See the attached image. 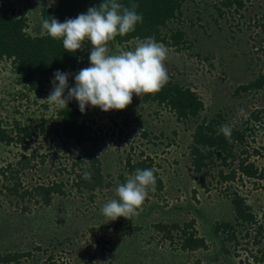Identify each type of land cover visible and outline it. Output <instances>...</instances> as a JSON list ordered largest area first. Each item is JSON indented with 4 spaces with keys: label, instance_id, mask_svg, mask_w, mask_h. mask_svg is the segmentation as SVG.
Listing matches in <instances>:
<instances>
[{
    "label": "rangeland",
    "instance_id": "obj_1",
    "mask_svg": "<svg viewBox=\"0 0 264 264\" xmlns=\"http://www.w3.org/2000/svg\"><path fill=\"white\" fill-rule=\"evenodd\" d=\"M56 1L0 0L12 7L15 15L26 17L25 29L31 35L46 33L40 10ZM223 1L185 0L164 28L166 33L169 29L184 32L186 43L179 50L167 47L165 64L170 79L191 87L202 100L204 108L197 118L184 122L169 109L134 94L124 110L105 112L87 107L81 119L94 141L63 143L52 133L48 138L33 135L24 145L0 144V167L11 163L18 169L15 163L22 154L30 157L29 166L19 171L26 187L51 181L66 184V194H52L50 204L44 205L28 196L20 201L8 196L2 183L10 180L4 182L0 176V255L24 253L17 262L0 264H259L264 249V114L260 113L258 122L251 113L264 109V89L237 88L264 74V0H241L239 8L234 3L227 7ZM138 42H109L110 54L132 50ZM90 47L80 67L66 72L70 86H75V74L90 66ZM16 79L13 64L0 59V121L13 129V134L14 120L38 131L39 117L57 108L46 101L52 82L42 93L25 94ZM69 103L79 107L75 99ZM217 113L224 117L222 125L254 127L247 131L246 142L235 149L257 167L260 178L242 176L243 180L219 182V161L207 172L193 170L191 133L202 117ZM141 151L153 158L163 188L155 196L149 194L138 215L130 220L120 217L110 221L101 209L109 200L118 199L116 189L122 184L118 175L125 172L126 157L136 160ZM85 155L99 159L109 186L91 191L72 185L74 174L80 172L79 166L72 164ZM223 169L229 171V167ZM234 190L251 206L255 215L251 223H236L231 203ZM190 220L195 233L204 238L205 248L183 250L178 236L164 239L153 227L156 222L183 224ZM221 222L232 226L235 239H227L221 230L215 232V225Z\"/></svg>",
    "mask_w": 264,
    "mask_h": 264
},
{
    "label": "trees",
    "instance_id": "obj_2",
    "mask_svg": "<svg viewBox=\"0 0 264 264\" xmlns=\"http://www.w3.org/2000/svg\"><path fill=\"white\" fill-rule=\"evenodd\" d=\"M121 2L125 5H130L132 2L137 3L139 5L137 11L143 15V23L138 24L134 32L124 36L118 35L110 41L111 43L120 45L133 39L141 41L146 37H155L157 42L163 43L166 47L173 46L178 50L183 48L186 43L184 32L179 29H169L170 32L166 33L164 28L171 19L177 16L185 0H121ZM101 3L102 0H57L55 4L41 8L40 16L42 20H50L51 17H54L60 22H64L68 18H76L79 14L86 13L90 7H98ZM233 3L236 8L242 7L241 0H224L222 2L227 7H230ZM217 10L219 14H222L220 8ZM26 27L27 19L24 15H15L12 7L0 2V59H5L13 64V71L17 78L16 82L23 90H26L25 94L26 92L39 94L52 82L54 73L57 70L71 72L78 69L80 67L79 63L87 56L91 44L86 40L83 50L70 53L64 49L62 40L53 39L47 32L31 35L26 31ZM262 88L264 89V74H260L254 80L240 85L237 90H258ZM142 99L151 103L155 102L169 109L176 115L177 119L184 122L197 118L204 108L202 100L191 87L182 85L172 79H169L160 91L154 94H143ZM43 107L48 108L46 105ZM260 113L264 114V109H257L252 112V119L260 122ZM81 117L82 112L79 107L68 103L67 108L60 109L57 107L52 113L49 112L39 117L36 121L38 131H34L28 125L21 124L18 120H14L13 127L16 131L13 134V129L8 130L0 121V144L9 145L18 142L24 145L33 135L39 134L44 138H48L52 133L56 138H61L63 143L69 142L74 145H82L87 141H94L95 138L90 134L88 125ZM223 119V115L217 113L211 118L202 117V120L196 123L191 133L192 143L189 145L193 170L202 172L219 161L221 166L217 172L219 182H234L236 179L241 180L242 176L247 177L248 180L260 178L262 175L257 167L252 162H247V157H241V154L235 149L236 145H242L246 142L247 131H253L254 127L246 126L241 129L230 127L232 131L229 139L220 131ZM48 122L53 126L46 127ZM241 152L246 151L241 149ZM143 154L141 151V157L136 160L129 156L126 157L123 167L125 172L118 175L122 183H125L127 177L134 174L136 169H156L153 158ZM235 161H237V166L232 167ZM41 162H43V159ZM15 164L18 169H14L11 163L0 167V176H2L4 182L10 180V183H2V186L8 196H16V201L28 196L29 199L49 205L52 194H66V184L64 182L51 181L47 184L36 183L31 187H26L19 179V171L23 170L25 166H29L30 157L22 154V158ZM72 165L79 166L80 172L74 174L72 179V185L77 189L92 191L109 186L110 181H105L101 163L97 157L91 158L87 155L77 157ZM73 166L72 172L75 173ZM224 167H229V171L226 172L223 169ZM85 171L91 173L90 180L83 178ZM155 175L157 178L156 190L154 192L149 191V194L153 196L157 195L163 188L157 170ZM14 178L17 179L11 182ZM200 178L203 180L204 176L201 175ZM231 203L237 224H248L253 221L255 215L251 212V206L245 202V199L237 190L232 192ZM153 227L164 239L173 240L175 236H178L181 240L180 247L183 250H196L207 246L204 238L195 233L193 220L183 224L156 222ZM227 227H229V230ZM231 228L232 226L228 222H221L215 225V232L221 230L227 235V239L233 240L235 239L234 229ZM174 230L176 231L175 235L172 233ZM21 256H24V253H5L0 255V263L17 262ZM259 261V264H264V249ZM46 264L55 263L47 262Z\"/></svg>",
    "mask_w": 264,
    "mask_h": 264
},
{
    "label": "clouds",
    "instance_id": "obj_3",
    "mask_svg": "<svg viewBox=\"0 0 264 264\" xmlns=\"http://www.w3.org/2000/svg\"><path fill=\"white\" fill-rule=\"evenodd\" d=\"M138 8L135 2L125 5L121 0H102L98 7H90L76 18L64 22L54 17L42 20V29L53 39L62 40L67 52L83 50L86 40L91 44L90 66L75 74V86L69 85V73H54L53 90L46 99L50 106L67 108L69 101L75 99L82 113L89 105L105 112L124 110L132 103L134 94H154L165 86L170 79L165 64L169 50L155 37L144 38L132 50L110 54V41L134 32L143 23ZM220 131L230 139L232 130L228 125H221ZM155 172V168L136 169L117 187L118 199L103 205L102 214L110 221L120 217L130 220L138 215L149 191L156 190ZM83 178L90 180L91 173L85 171Z\"/></svg>",
    "mask_w": 264,
    "mask_h": 264
}]
</instances>
